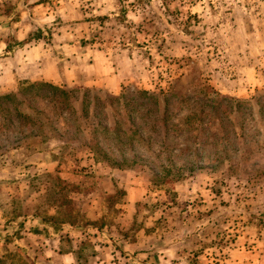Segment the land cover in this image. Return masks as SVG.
<instances>
[{
	"label": "rangeland",
	"instance_id": "374dc122",
	"mask_svg": "<svg viewBox=\"0 0 264 264\" xmlns=\"http://www.w3.org/2000/svg\"><path fill=\"white\" fill-rule=\"evenodd\" d=\"M33 1L0 0V95L104 99L113 161L0 104V264H264V0H41L24 37Z\"/></svg>",
	"mask_w": 264,
	"mask_h": 264
},
{
	"label": "trees",
	"instance_id": "16d2710c",
	"mask_svg": "<svg viewBox=\"0 0 264 264\" xmlns=\"http://www.w3.org/2000/svg\"><path fill=\"white\" fill-rule=\"evenodd\" d=\"M75 93L74 90L48 82H31L20 86L15 92L0 95V104L5 103L6 109L18 120L23 121L28 136L41 137L53 133V136L66 142L82 138L86 149L93 153L94 157L113 161L100 146L98 138V134L106 131L108 127L103 126L101 122L95 125L91 122L95 115L102 113L95 111L98 104L100 111L108 104L104 99L95 96L93 100L96 98L99 102L91 109L93 100L86 98L88 91H85L77 106L75 102L78 98ZM113 98L115 97L111 99ZM114 135L115 141H119L125 133L114 130ZM89 136L92 140L88 139Z\"/></svg>",
	"mask_w": 264,
	"mask_h": 264
},
{
	"label": "crops",
	"instance_id": "0c3cea01",
	"mask_svg": "<svg viewBox=\"0 0 264 264\" xmlns=\"http://www.w3.org/2000/svg\"><path fill=\"white\" fill-rule=\"evenodd\" d=\"M45 4L46 3H43L41 0H34L33 2H27L26 5H23V7L21 8L22 9L21 10V17L24 20V22L22 21L23 22L22 24L25 27V29H27L26 36H24V37H27V35H29L31 33L30 31H32V28L35 29V25L41 26L45 21H47L48 17L50 18L53 15V12L47 11V7H45L46 6ZM56 36H57V33H56ZM35 49H36L35 47L34 48L30 47V51L24 52L27 55V58L30 57L31 54H33L35 52ZM41 49H42V47H41ZM14 54L16 55V52H14ZM39 58L41 59V52L38 54V59ZM25 61L26 60L24 59V62ZM38 62H39V60L34 62V63H38ZM27 67H29V66H26L25 68H27ZM4 71H5L4 74H7V77H8V75H12V69L7 68V69H4ZM3 78H4L3 75L0 76V79H3ZM65 256L67 258H70V260H73L74 256H76V253L74 252V248H72V250L68 251L65 254ZM94 264H110V262L104 263V261H99V259H97V260H95Z\"/></svg>",
	"mask_w": 264,
	"mask_h": 264
}]
</instances>
